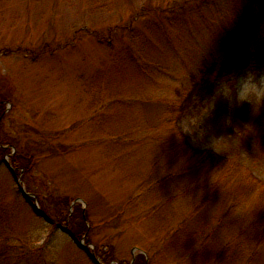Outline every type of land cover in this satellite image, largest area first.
I'll list each match as a JSON object with an SVG mask.
<instances>
[{
    "label": "rangeland",
    "instance_id": "1",
    "mask_svg": "<svg viewBox=\"0 0 264 264\" xmlns=\"http://www.w3.org/2000/svg\"><path fill=\"white\" fill-rule=\"evenodd\" d=\"M100 2L0 0V100L6 104L0 148L6 144L24 164L28 154L36 155L31 171L21 173L25 190L39 196L53 217L64 207L59 199L81 198L93 241L111 244L119 260L132 261L149 249L159 254L154 264H248L239 241L251 238L231 231L264 214V107L230 109L220 100L197 142L178 130L213 93L181 109L203 71L252 44L245 42L264 28V0ZM209 149L228 153L232 174L215 170L211 160L201 163L195 151ZM251 149L261 158L255 179L244 164L234 167L236 153ZM11 155H0V199L15 212L8 210L0 223L17 222L36 242L17 264H96L24 201L9 171ZM243 176L251 187H239ZM179 200L186 225L214 217L213 226L220 222L207 255L169 252L168 232L155 231V221L181 211ZM219 210L230 218L220 219ZM252 264H264V244Z\"/></svg>",
    "mask_w": 264,
    "mask_h": 264
},
{
    "label": "trees",
    "instance_id": "2",
    "mask_svg": "<svg viewBox=\"0 0 264 264\" xmlns=\"http://www.w3.org/2000/svg\"><path fill=\"white\" fill-rule=\"evenodd\" d=\"M104 0H101L99 6H103ZM94 5H96L95 1H93ZM264 28H258L255 33H252L251 39L245 43L247 46L239 48V50H231L228 55L222 60L215 59L211 62L210 67L203 71L205 75L200 81H195V84L189 93L188 96V104H185L181 109L189 108L192 100L195 99H203L205 94L212 93L214 89V81L216 79L221 78L223 75L237 69H242L249 64H260L264 62ZM6 104L2 100H0V118L4 115L6 110ZM180 109V110H181ZM183 115L178 117L180 121ZM2 120L0 119V122ZM187 142L189 141L188 137H185ZM243 151V150H242ZM240 151V152H242ZM195 154L200 155L201 163H205L207 160H211L212 167L216 170V168L221 167L227 169V175L233 173V168H226V159L228 157V153H224L223 155L217 154L213 149L204 150V151H195ZM12 149L7 148L6 144L1 146L0 155L5 157V155H11ZM242 154V153H241ZM256 156H260L258 151L250 150L247 151L244 156H241L239 152L236 153L234 159L238 160V163L234 167L245 168L243 164L246 166L249 174L247 175L250 178L255 179L254 171L258 170L260 161L256 159ZM36 155L28 154L27 163H19L17 162V155L13 154L10 157V162L13 165V168H10L9 171L12 172L14 179L23 172L29 173L31 168L36 163ZM1 163V162H0ZM1 168V167H0ZM230 168V172H229ZM24 173V174H25ZM23 178V176H22ZM245 176L240 178L239 187L244 185L245 188L251 187L249 181H245ZM231 180V178H230ZM226 178V181L229 182ZM24 181V180H23ZM240 191V190H239ZM240 195V192H239ZM22 198V197H21ZM24 201L30 203L33 201L31 197L26 198L23 196ZM37 198H40L37 196ZM209 199V198H207ZM74 201L71 197H66L64 199H59V203H62L64 207H62L61 211L56 216H52L47 207H45L44 202L40 198V206L41 209L48 215L49 223L52 228H58V224L67 226V231L65 233L69 234L78 244L84 237L85 242L87 244L91 243L95 245V253L97 256H100L102 261L106 264H113V262H117V264H154V260L157 261L159 254H152V251L149 249H140L137 255L134 257V261H122L119 260L115 255V248L106 243L105 245H96L93 241V222L90 219L89 212L84 211V207L82 203L76 204L73 209H71V204ZM208 200H204L203 203H207ZM179 206L178 208L183 207V203L181 200L176 202ZM201 203V202H199ZM14 206L6 204L4 199H0V220H4L7 216L6 212L8 210L13 209ZM222 209V207H221ZM9 211V212H10ZM177 211V210H176ZM170 211L169 216L165 215L161 221L154 222L155 231L168 232L170 236V242L167 245L168 251L174 250L183 254L181 257H185L186 254L192 253L194 254L202 253L203 255H207V246L211 241V238H215L216 234L219 231V224L213 226L215 223L216 217L210 219V221L206 222L204 225H198L196 221L193 226L186 225L187 223V214L181 211ZM236 211V209H235ZM8 212V213H9ZM221 210H219L220 219L230 218L229 213L222 215ZM243 212L239 210V215ZM36 214L40 215V212L36 210ZM16 215V213H15ZM151 215V213L147 214ZM16 218L14 219L15 222ZM221 221V220H220ZM22 233V234H21ZM231 233L239 234V238L242 235L249 236L251 240L239 241V252L241 253L244 259L248 260V264H252V262L256 259L259 254V251H262V245L264 244V214L261 216H257L251 221L250 225H247L246 228H240L239 231L232 230ZM230 233V234H231ZM18 237L19 243H12V240ZM0 240L4 243V249L0 250V264H17L26 254L25 251L32 252V243H36L31 240V237L27 234L21 232L18 228L17 222L12 226V224H2L0 223ZM28 246V249L27 247ZM81 247V246H80ZM42 247H40L41 249ZM88 257L94 260L95 256L92 253L91 248H83L81 247ZM166 248V247H165ZM39 250V249H38ZM17 252L19 254H17ZM221 250L216 253V256H220ZM196 258V257H195ZM199 258V257H198ZM180 258L179 260H182ZM185 259V258H184ZM38 264V262H37ZM245 264V262H243Z\"/></svg>",
    "mask_w": 264,
    "mask_h": 264
},
{
    "label": "clouds",
    "instance_id": "3",
    "mask_svg": "<svg viewBox=\"0 0 264 264\" xmlns=\"http://www.w3.org/2000/svg\"><path fill=\"white\" fill-rule=\"evenodd\" d=\"M220 100L226 101L230 109L245 103L252 105L254 110L264 107V65L249 64L238 74L217 80L213 93L182 122L178 133L187 134L194 143L197 142L204 132L201 125L214 113ZM230 115L231 112L226 113L225 118H230Z\"/></svg>",
    "mask_w": 264,
    "mask_h": 264
},
{
    "label": "water",
    "instance_id": "4",
    "mask_svg": "<svg viewBox=\"0 0 264 264\" xmlns=\"http://www.w3.org/2000/svg\"><path fill=\"white\" fill-rule=\"evenodd\" d=\"M18 185L21 186V192H22V194H24L26 197H32V198L34 199L33 205H34L37 209H39V211L42 213V215H43L44 218L48 219L47 214L43 213L42 210H41V208L39 207V203H38V200H37L36 196L33 195V194H31V193H29V192H27V191L25 190L24 186L22 185V178H21V175L18 177ZM78 201L82 202V199H80V198L76 199V200L73 202L72 206H73L74 204H76ZM59 227L61 228V230L66 231V227H65V226L59 225ZM80 245L83 246V247H85V248L88 247V245H85L82 241L80 242ZM92 248H93V247H92ZM96 261H97L98 264H100L99 260H96Z\"/></svg>",
    "mask_w": 264,
    "mask_h": 264
}]
</instances>
